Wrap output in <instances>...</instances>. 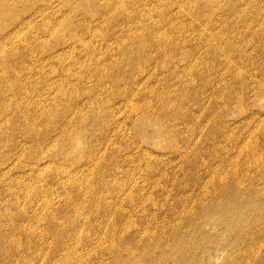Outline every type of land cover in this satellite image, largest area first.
Wrapping results in <instances>:
<instances>
[{"label":"rangeland","instance_id":"obj_1","mask_svg":"<svg viewBox=\"0 0 264 264\" xmlns=\"http://www.w3.org/2000/svg\"><path fill=\"white\" fill-rule=\"evenodd\" d=\"M162 257L264 264V0H0V264Z\"/></svg>","mask_w":264,"mask_h":264},{"label":"bare ground","instance_id":"obj_2","mask_svg":"<svg viewBox=\"0 0 264 264\" xmlns=\"http://www.w3.org/2000/svg\"><path fill=\"white\" fill-rule=\"evenodd\" d=\"M261 125V124H260ZM256 136V135H255ZM253 138H254V136H253ZM256 138H258L257 136H256ZM257 142V141H256ZM253 145H255L256 143H252ZM246 145V144H245ZM249 146V144H247V147ZM252 146V145H251ZM255 147V146H254ZM254 147H253V149H254ZM252 148V147H251ZM258 149V148H257ZM249 150V149H248ZM255 151V150H254ZM257 152V151H256ZM252 153V152H251ZM253 154V153H252ZM257 154H255V156H256ZM253 156H254V154H253ZM258 156V155H257ZM227 209H225V211H226ZM223 211V213H224V218L230 213V210H228V211ZM219 218H221V217H219ZM176 234V233H175ZM175 237V236H174ZM164 249V248H163ZM166 252V251H165ZM129 253V252H128ZM164 253V252H163ZM162 256H164V255H162ZM163 259H165V257H162ZM169 258V257H168ZM167 260H169V259H167V257H166V259H165V263H167L168 264V261ZM172 262H175V263H177V264H195V262L194 261H192V260H190V259H185V258H183V259H176V258H173L172 260H171ZM132 262V261H131ZM151 263H153V261H151ZM199 263V262H198ZM198 263H196V264H198ZM200 264V263H199Z\"/></svg>","mask_w":264,"mask_h":264}]
</instances>
